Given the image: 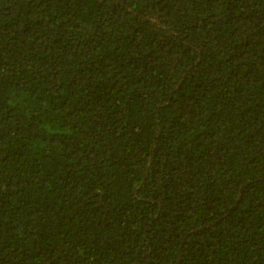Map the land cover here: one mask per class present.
Masks as SVG:
<instances>
[{"label":"trees","instance_id":"trees-1","mask_svg":"<svg viewBox=\"0 0 264 264\" xmlns=\"http://www.w3.org/2000/svg\"><path fill=\"white\" fill-rule=\"evenodd\" d=\"M0 264H264V0H0Z\"/></svg>","mask_w":264,"mask_h":264}]
</instances>
